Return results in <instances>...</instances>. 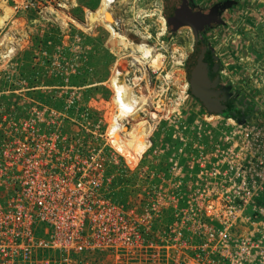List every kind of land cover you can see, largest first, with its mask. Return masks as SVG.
<instances>
[{
	"label": "rangeland",
	"instance_id": "374dc122",
	"mask_svg": "<svg viewBox=\"0 0 264 264\" xmlns=\"http://www.w3.org/2000/svg\"><path fill=\"white\" fill-rule=\"evenodd\" d=\"M192 1L219 8L204 40L220 57L225 91L257 114L255 122L210 113L190 92L196 37L189 26L170 29L164 0H108L116 21L95 15L104 0H0V165L38 132L36 145L95 152L84 156L103 164L88 170L99 173L102 192L134 214H151L147 250L76 259L264 264V0ZM115 77L134 87L135 110ZM120 123L147 131L130 154L115 143ZM52 254L59 258L49 249L41 255Z\"/></svg>",
	"mask_w": 264,
	"mask_h": 264
},
{
	"label": "built area",
	"instance_id": "2783aa9c",
	"mask_svg": "<svg viewBox=\"0 0 264 264\" xmlns=\"http://www.w3.org/2000/svg\"><path fill=\"white\" fill-rule=\"evenodd\" d=\"M31 134L16 143L12 157L5 152L0 165V182L13 184L9 189L0 185V264H89L73 255L130 256L147 250L151 214H134L102 192L95 170L104 168L101 162L89 163L93 152L83 154L48 140L36 145L38 132ZM44 249L59 258L42 256Z\"/></svg>",
	"mask_w": 264,
	"mask_h": 264
},
{
	"label": "water",
	"instance_id": "95a60500",
	"mask_svg": "<svg viewBox=\"0 0 264 264\" xmlns=\"http://www.w3.org/2000/svg\"><path fill=\"white\" fill-rule=\"evenodd\" d=\"M193 6L192 0H164V16L170 29L177 31L183 26H189L198 39L206 26L219 22V17L214 10L206 13ZM206 50V45L200 46L188 64L190 92L202 102L207 111L219 114L222 109L221 95L217 89H211L212 79L205 59Z\"/></svg>",
	"mask_w": 264,
	"mask_h": 264
},
{
	"label": "trees",
	"instance_id": "16d2710c",
	"mask_svg": "<svg viewBox=\"0 0 264 264\" xmlns=\"http://www.w3.org/2000/svg\"><path fill=\"white\" fill-rule=\"evenodd\" d=\"M211 10H214V9H207V10H203V11L208 13ZM217 10H219V8L215 7L214 11L217 12ZM206 27H208V26H206ZM202 45H206V47H207L205 59L208 63L209 75L212 79L211 89H217L218 91H220V95H221L220 98H221V103H222V109H221V112L219 114L223 115L225 117H228V118H233V117H237L239 119H247L248 118V119L252 120L253 122L258 120L257 114L255 112L244 109L239 104H237L236 102L227 98V95H226L227 90L225 91L224 84H223V82H221L222 64H221L220 57L215 53L214 49L212 47H210V45L207 42H205L203 32L200 33L198 39H196L195 50L189 56L188 64L192 60L196 51H198V49Z\"/></svg>",
	"mask_w": 264,
	"mask_h": 264
},
{
	"label": "bare ground",
	"instance_id": "6f19581e",
	"mask_svg": "<svg viewBox=\"0 0 264 264\" xmlns=\"http://www.w3.org/2000/svg\"><path fill=\"white\" fill-rule=\"evenodd\" d=\"M114 1V0H113ZM111 3V2H110ZM109 2H108V0H104V3H103V6L99 9V12L97 11L96 13H95V15L96 14H99L100 13V15H105L106 17H107V19H109V20H112V21H116V18H114L113 16V13L112 12H110L108 9H109ZM94 14V13H93ZM96 16H98V15H96ZM97 18V17H96ZM92 19H95L93 16H92ZM119 37L121 38V40L122 39H125V36L124 35H119ZM128 39V38H127ZM120 40V41H121ZM139 49H141V50H143V51H145L146 53H150V51H151V48L150 47H146L145 46V44L143 43V44H140L139 46ZM143 48V49H142ZM159 57H156V58H153L154 59V61H153V63H155V62H157L156 60L158 59ZM159 61V60H158ZM117 80V77H115V79L113 80V81H116ZM118 81V80H117ZM118 83H120V84H117V88H116V90H117V93L119 94V96H120V94H121V96H122V99H123V102L125 101V103L126 104H128L127 106L129 107V108H131V109H133L134 107H135V105L138 103L137 101H136V99H134V92H133V88L132 87H129V86H127V84H124V83H122V82H119L118 81ZM126 83V82H125ZM115 87V86H114ZM118 101V100H117ZM120 102V101H119ZM120 106V105H119ZM123 106H125V105H123ZM133 110H135V108L133 109ZM126 115V114H125ZM124 115V116H125ZM123 117V116H122ZM121 124V123H120ZM119 124V125H120ZM122 125V124H121ZM125 127V128H124ZM122 128H124L123 129V133L121 132V134H119V133H117L116 135H115V143H117L118 145H117V147L118 146H121V147H123V148H125L127 151H128V153L130 154V153H132L133 151H129L130 149H132L131 147L130 148H128V146H132V145H134L135 147L136 146H141L142 144V140L144 139V136L147 134V131L146 130H143L142 131V129H140V128H138L139 130H138V132H140V133H138V132H136L135 134H134V131L135 130H128L127 129V127L125 126V125H122ZM132 129H134V128H132ZM125 133V134H124ZM133 134V136L131 135V136H128L129 134ZM116 145V144H115ZM126 151V152H127ZM135 151H136V149H135ZM124 152V151H123ZM93 153H95V152H93ZM98 177V176H97Z\"/></svg>",
	"mask_w": 264,
	"mask_h": 264
},
{
	"label": "flooded vegetation",
	"instance_id": "af4514ba",
	"mask_svg": "<svg viewBox=\"0 0 264 264\" xmlns=\"http://www.w3.org/2000/svg\"><path fill=\"white\" fill-rule=\"evenodd\" d=\"M209 28H210V27H207L206 29H209ZM204 31H205V30H204ZM204 31H203V32H204ZM231 93H232V92H229V93L227 92V93H226V95L228 94L227 98L230 99V100H232V101H234V102H236L235 99H234V95H232ZM236 103H237V102H236ZM238 104H239V103H238ZM239 105H240V104H239Z\"/></svg>",
	"mask_w": 264,
	"mask_h": 264
},
{
	"label": "crops",
	"instance_id": "0c3cea01",
	"mask_svg": "<svg viewBox=\"0 0 264 264\" xmlns=\"http://www.w3.org/2000/svg\"><path fill=\"white\" fill-rule=\"evenodd\" d=\"M226 2V1H225ZM200 9V8H199ZM244 25H246V24H244ZM238 36H240V35H238ZM216 115H220V114H216ZM230 119H232L233 120V118H230Z\"/></svg>",
	"mask_w": 264,
	"mask_h": 264
}]
</instances>
